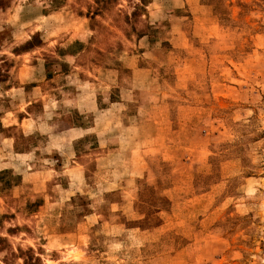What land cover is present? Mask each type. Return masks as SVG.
Masks as SVG:
<instances>
[{"label":"rangeland","instance_id":"1","mask_svg":"<svg viewBox=\"0 0 264 264\" xmlns=\"http://www.w3.org/2000/svg\"><path fill=\"white\" fill-rule=\"evenodd\" d=\"M1 2L0 264H264V0Z\"/></svg>","mask_w":264,"mask_h":264},{"label":"trees","instance_id":"2","mask_svg":"<svg viewBox=\"0 0 264 264\" xmlns=\"http://www.w3.org/2000/svg\"><path fill=\"white\" fill-rule=\"evenodd\" d=\"M2 4V2H1V0H0V5ZM4 239H1V237H0V243L3 241ZM5 241V240H4ZM2 249H1V247H0V251H1ZM34 262L35 261H37L38 260V258L37 257H35L34 259ZM23 264H29V263H27L26 261L23 263ZM33 264V263H32Z\"/></svg>","mask_w":264,"mask_h":264}]
</instances>
